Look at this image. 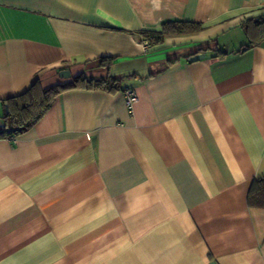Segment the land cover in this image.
I'll return each instance as SVG.
<instances>
[{"label":"crops","instance_id":"obj_1","mask_svg":"<svg viewBox=\"0 0 264 264\" xmlns=\"http://www.w3.org/2000/svg\"><path fill=\"white\" fill-rule=\"evenodd\" d=\"M263 16L264 0H0V117L35 79L119 83L65 90L0 137V264H264V208L247 203L264 38L244 28ZM174 21L201 28L143 47Z\"/></svg>","mask_w":264,"mask_h":264},{"label":"trees","instance_id":"obj_2","mask_svg":"<svg viewBox=\"0 0 264 264\" xmlns=\"http://www.w3.org/2000/svg\"><path fill=\"white\" fill-rule=\"evenodd\" d=\"M200 28L197 23L174 21L163 23L160 31H143L142 34L150 45H157L165 37L194 33ZM244 28L246 32L256 30L263 39L264 16L247 20ZM74 88L114 91L119 88V83L111 76L88 78L80 74L66 83L42 87L40 81L35 79L22 93L2 100L4 107L7 106V112L0 117V137H9L27 130L48 111L58 94ZM247 203L249 206L264 208V175L252 181L247 192Z\"/></svg>","mask_w":264,"mask_h":264},{"label":"built area","instance_id":"obj_3","mask_svg":"<svg viewBox=\"0 0 264 264\" xmlns=\"http://www.w3.org/2000/svg\"><path fill=\"white\" fill-rule=\"evenodd\" d=\"M142 42H143V47L145 49L147 47H149L150 44H149V40L147 38H144ZM124 96H125L126 105H127L128 109L131 111L133 105L135 104V102L138 99L137 93H136L135 89L127 88L124 90Z\"/></svg>","mask_w":264,"mask_h":264},{"label":"water","instance_id":"obj_4","mask_svg":"<svg viewBox=\"0 0 264 264\" xmlns=\"http://www.w3.org/2000/svg\"><path fill=\"white\" fill-rule=\"evenodd\" d=\"M205 57V54L204 53H201V54H196V55H193L190 60L191 61H196V60H199V59H202ZM60 76L61 77H68L69 76V72L66 71V70H62L60 71ZM5 112H7V106L5 105Z\"/></svg>","mask_w":264,"mask_h":264}]
</instances>
